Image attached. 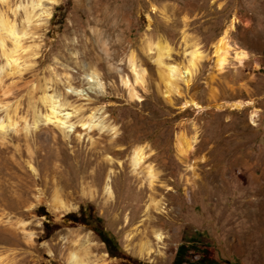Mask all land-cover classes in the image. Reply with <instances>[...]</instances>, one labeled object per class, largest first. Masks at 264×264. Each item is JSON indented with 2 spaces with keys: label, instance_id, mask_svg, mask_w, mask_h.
Returning a JSON list of instances; mask_svg holds the SVG:
<instances>
[{
  "label": "rangeland",
  "instance_id": "374dc122",
  "mask_svg": "<svg viewBox=\"0 0 264 264\" xmlns=\"http://www.w3.org/2000/svg\"><path fill=\"white\" fill-rule=\"evenodd\" d=\"M43 1L49 16L30 24L11 9L28 0L0 1L26 29L18 69L0 72V120L16 121L0 130V264H70L72 252L88 264H176L180 246L181 264H264V0ZM234 16L217 69L212 44ZM184 36L201 57L169 99L148 44L167 43L164 60L181 64ZM44 94L63 124L43 119ZM179 138H192L186 159ZM88 207L122 256L82 221Z\"/></svg>",
  "mask_w": 264,
  "mask_h": 264
},
{
  "label": "bare ground",
  "instance_id": "6f19581e",
  "mask_svg": "<svg viewBox=\"0 0 264 264\" xmlns=\"http://www.w3.org/2000/svg\"><path fill=\"white\" fill-rule=\"evenodd\" d=\"M0 1L7 5L9 2V0H0ZM54 1L56 0H47V2H54ZM19 7L23 8L24 21L28 24L32 23L34 21V17L36 16L40 17L41 15L42 16L45 15L46 17H48L50 14V6L46 5L45 1L43 0H28V3L26 2L24 5L16 4L14 8H11L12 12L16 14ZM37 7H39V11L36 13L34 10ZM239 20L240 19H238L237 16L231 18L228 26L222 31V33L217 37V39L212 44V56L214 58V64L217 69H221L227 61L231 47L230 31L234 28L236 22H239ZM25 34H26V29H24V27L18 28L16 26V23L12 21V19L10 20L4 14V12L0 10V47L2 54L6 58L5 66L4 65L0 66V72H2L4 70V67L6 66H11L14 69H18L17 67L19 63H17L18 58L16 57L15 54L19 49H21V43L19 40L21 36ZM5 39H11L12 41L11 48L8 49L5 47L4 44ZM183 41L185 47L188 48L189 50L186 52V55L188 54V58L186 62H183L181 64L180 63L174 64V63L166 62L164 60V58L168 56L170 50L167 43L158 40L155 43L152 42V44L151 43L148 44L149 45L148 49L150 51H152L153 49L155 52L154 60L157 62L158 65L163 67L162 74L163 77L167 79L165 81L166 88L163 93L169 99L172 93L181 94L178 81H183L184 83H186L187 86L189 85L191 77L194 74L193 71L198 61H200V57H201L199 45L195 40L187 36H184ZM245 56L246 53L244 50L239 49L234 51V57L238 61H242V59H244ZM139 72L142 75V71ZM140 74H138L137 76H139ZM94 75H95L94 72L90 74L91 77H94ZM41 101L47 106V113L43 115L44 120L49 121L52 118H55L57 122L60 124H63L65 122L64 116L58 114L59 111L55 103L56 100H54L51 95H47V94L42 95ZM185 104H194L195 106L200 107L199 103L191 96H188L185 99ZM36 116L40 118V116L38 115ZM37 117L34 118L33 122L37 121ZM14 124H16V121H12L10 119H8V121L5 124L0 120V130ZM192 138H194V136ZM192 138L191 140H189L188 138L187 139L179 138L177 141L178 153L180 154L181 157L185 159L192 148ZM145 152L146 150L143 146H139L136 149H134L133 154L131 156V164L134 169H137L141 161L145 159L146 157ZM146 173L147 176L150 177V181H153V179H157L156 170L152 165L149 164L147 165ZM154 204L157 203L154 202ZM154 235L157 239L162 238L161 232L159 231L158 232L155 231ZM68 258L70 264H88L89 262L88 261L89 259L86 260L85 258H83L82 255H79L76 252L70 253V256Z\"/></svg>",
  "mask_w": 264,
  "mask_h": 264
},
{
  "label": "trees",
  "instance_id": "16d2710c",
  "mask_svg": "<svg viewBox=\"0 0 264 264\" xmlns=\"http://www.w3.org/2000/svg\"><path fill=\"white\" fill-rule=\"evenodd\" d=\"M80 213L82 221L98 235L101 241L104 242L108 254L110 256H122L123 251L121 247L118 245L114 235L104 228L102 218L98 215H95L90 207H88V210L86 211L81 208ZM69 215L73 220H78L77 216L73 214ZM183 249L184 247L180 246L177 251L175 260L176 264H181L182 259L180 257H182Z\"/></svg>",
  "mask_w": 264,
  "mask_h": 264
}]
</instances>
